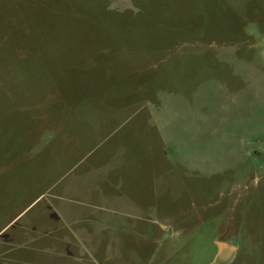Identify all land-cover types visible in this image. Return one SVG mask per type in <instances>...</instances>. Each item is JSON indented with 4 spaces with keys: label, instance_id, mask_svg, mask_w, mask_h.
I'll list each match as a JSON object with an SVG mask.
<instances>
[{
    "label": "rangeland",
    "instance_id": "rangeland-1",
    "mask_svg": "<svg viewBox=\"0 0 264 264\" xmlns=\"http://www.w3.org/2000/svg\"><path fill=\"white\" fill-rule=\"evenodd\" d=\"M115 108L161 178L132 264H264V0H0V226Z\"/></svg>",
    "mask_w": 264,
    "mask_h": 264
},
{
    "label": "crops",
    "instance_id": "crops-1",
    "mask_svg": "<svg viewBox=\"0 0 264 264\" xmlns=\"http://www.w3.org/2000/svg\"><path fill=\"white\" fill-rule=\"evenodd\" d=\"M118 108L108 114L114 128L107 137L90 128L86 148L78 134L79 147L62 152L67 160L45 190L2 223L0 264H132L127 255L143 253L133 250L132 239L149 234L144 223L152 221L157 235L166 231L159 220L160 173L129 165L144 152L126 153L116 133L130 119L117 122Z\"/></svg>",
    "mask_w": 264,
    "mask_h": 264
},
{
    "label": "water",
    "instance_id": "water-1",
    "mask_svg": "<svg viewBox=\"0 0 264 264\" xmlns=\"http://www.w3.org/2000/svg\"><path fill=\"white\" fill-rule=\"evenodd\" d=\"M217 260L221 263H228L235 253V248L222 242H216Z\"/></svg>",
    "mask_w": 264,
    "mask_h": 264
}]
</instances>
